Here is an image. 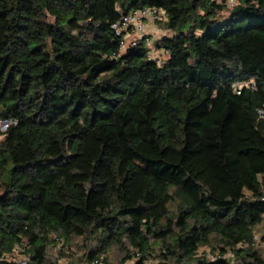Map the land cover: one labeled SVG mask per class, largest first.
I'll use <instances>...</instances> for the list:
<instances>
[{"label": "trees", "instance_id": "16d2710c", "mask_svg": "<svg viewBox=\"0 0 264 264\" xmlns=\"http://www.w3.org/2000/svg\"><path fill=\"white\" fill-rule=\"evenodd\" d=\"M261 110L264 0H0V264H264Z\"/></svg>", "mask_w": 264, "mask_h": 264}, {"label": "rangeland", "instance_id": "374dc122", "mask_svg": "<svg viewBox=\"0 0 264 264\" xmlns=\"http://www.w3.org/2000/svg\"><path fill=\"white\" fill-rule=\"evenodd\" d=\"M155 26L160 31L159 25H157V23L152 24V27ZM160 32V35L165 33L163 29H161ZM159 37H157V39H159ZM156 58L162 59L163 55L160 56V54L156 52L155 59ZM1 140L2 138L0 137V141ZM262 229L263 228L257 230L255 234L261 236L263 234ZM94 248L95 245L92 242L84 241V239L71 238L70 241H68V244H66L63 241H60L58 238L53 237L51 239V246L47 251V257L51 262L56 264H83V256L88 250H92ZM203 250L207 251L208 249H201V251ZM22 257L23 255L19 253L16 256V259L22 261ZM106 257V263L103 264H120V262L125 258V252L120 247L112 246L110 249H108V254Z\"/></svg>", "mask_w": 264, "mask_h": 264}, {"label": "built area", "instance_id": "2783aa9c", "mask_svg": "<svg viewBox=\"0 0 264 264\" xmlns=\"http://www.w3.org/2000/svg\"><path fill=\"white\" fill-rule=\"evenodd\" d=\"M165 18V14L156 9H142L135 11L131 14L124 15L121 17L120 21L112 26V29L116 32L117 36H120L123 32L125 35V43L131 47H135L138 43V40H144V47L151 49L150 57L155 59V49L153 47V43L150 38L147 37L145 33V25L156 24L157 22L162 21ZM125 44L123 43V47ZM244 87H248V83L235 85L234 89L237 94H240V89ZM259 118L264 121V110L258 112ZM264 202V195H263ZM259 235L255 234V241L260 240ZM264 246V245H263ZM27 259H23L20 261V264H26Z\"/></svg>", "mask_w": 264, "mask_h": 264}, {"label": "crops", "instance_id": "0c3cea01", "mask_svg": "<svg viewBox=\"0 0 264 264\" xmlns=\"http://www.w3.org/2000/svg\"><path fill=\"white\" fill-rule=\"evenodd\" d=\"M160 33L161 32L157 29L156 26L155 27H152V25H147V27H146V34L148 36H152L153 39L154 38L157 39V37L161 36ZM262 228H263L262 229L263 234L261 235L260 239L263 241L264 240V227H262Z\"/></svg>", "mask_w": 264, "mask_h": 264}, {"label": "water", "instance_id": "95a60500", "mask_svg": "<svg viewBox=\"0 0 264 264\" xmlns=\"http://www.w3.org/2000/svg\"><path fill=\"white\" fill-rule=\"evenodd\" d=\"M7 126H8V122L7 121H1L0 122V129L2 131H4L7 128Z\"/></svg>", "mask_w": 264, "mask_h": 264}, {"label": "bare ground", "instance_id": "6f19581e", "mask_svg": "<svg viewBox=\"0 0 264 264\" xmlns=\"http://www.w3.org/2000/svg\"><path fill=\"white\" fill-rule=\"evenodd\" d=\"M147 25H149V24H146V25H145V33H146V27H147Z\"/></svg>", "mask_w": 264, "mask_h": 264}]
</instances>
